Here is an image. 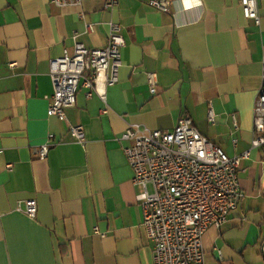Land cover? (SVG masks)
<instances>
[{
	"label": "crops",
	"instance_id": "0c3cea01",
	"mask_svg": "<svg viewBox=\"0 0 264 264\" xmlns=\"http://www.w3.org/2000/svg\"><path fill=\"white\" fill-rule=\"evenodd\" d=\"M105 1L0 0V264H154L120 136L133 123L170 131L184 115L227 155L249 151L238 169V207L203 234L204 264H264V148L251 147L264 0L259 25L239 0H200L186 11L175 4L170 13L147 0ZM110 22L124 39L119 81L105 102L80 86L66 121L48 115L50 60L72 55L74 39L104 46ZM69 125L83 126V143ZM47 141L38 159L33 149ZM27 199L35 217L17 210Z\"/></svg>",
	"mask_w": 264,
	"mask_h": 264
},
{
	"label": "built area",
	"instance_id": "2783aa9c",
	"mask_svg": "<svg viewBox=\"0 0 264 264\" xmlns=\"http://www.w3.org/2000/svg\"><path fill=\"white\" fill-rule=\"evenodd\" d=\"M50 1L66 7L79 6L86 0ZM147 2L163 13H170L175 4L185 11L201 6L200 0ZM105 3L112 8L117 0ZM239 5L246 19L260 24L258 0H239ZM84 26L85 33L94 31L93 24L85 22ZM123 46L120 25L110 22L104 46L88 48L74 39L72 55L65 53L51 59L49 76L53 92L48 115L66 121L65 110L75 104L80 86L86 88L87 97L97 94L105 102L107 88L119 81ZM148 83L153 89L154 73L148 74ZM106 111L105 105L101 113ZM208 120H215L211 108ZM68 130L79 143L84 142L82 125H69ZM263 131L264 55L261 86L253 107L252 148H264ZM52 137L48 135L49 140ZM120 140L128 142L123 151L133 171L131 183L137 189L135 197L142 209V225L152 243L154 264H204L203 234L211 226H222L238 207L242 198L238 169L249 151L227 155L201 134L187 115L181 116L170 131L130 124ZM49 147L47 141L34 147L33 152L38 159H45ZM17 210L35 217L37 205L34 199H27L18 204ZM94 231L102 236L97 227Z\"/></svg>",
	"mask_w": 264,
	"mask_h": 264
}]
</instances>
